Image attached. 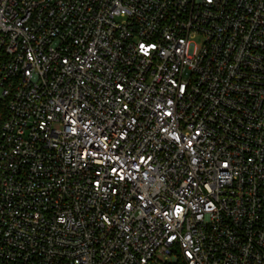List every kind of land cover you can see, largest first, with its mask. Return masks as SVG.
<instances>
[{
	"label": "built area",
	"instance_id": "1",
	"mask_svg": "<svg viewBox=\"0 0 264 264\" xmlns=\"http://www.w3.org/2000/svg\"><path fill=\"white\" fill-rule=\"evenodd\" d=\"M0 105V264H264V0H0Z\"/></svg>",
	"mask_w": 264,
	"mask_h": 264
},
{
	"label": "trees",
	"instance_id": "2",
	"mask_svg": "<svg viewBox=\"0 0 264 264\" xmlns=\"http://www.w3.org/2000/svg\"><path fill=\"white\" fill-rule=\"evenodd\" d=\"M6 117V112L4 106L0 105V131H1V126Z\"/></svg>",
	"mask_w": 264,
	"mask_h": 264
},
{
	"label": "snow or ice",
	"instance_id": "3",
	"mask_svg": "<svg viewBox=\"0 0 264 264\" xmlns=\"http://www.w3.org/2000/svg\"><path fill=\"white\" fill-rule=\"evenodd\" d=\"M141 47L143 48L144 46L142 45Z\"/></svg>",
	"mask_w": 264,
	"mask_h": 264
}]
</instances>
